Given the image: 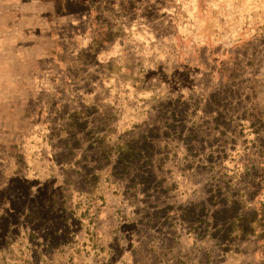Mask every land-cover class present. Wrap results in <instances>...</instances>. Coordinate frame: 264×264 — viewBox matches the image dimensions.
Returning <instances> with one entry per match:
<instances>
[{
  "label": "rangeland",
  "instance_id": "1",
  "mask_svg": "<svg viewBox=\"0 0 264 264\" xmlns=\"http://www.w3.org/2000/svg\"><path fill=\"white\" fill-rule=\"evenodd\" d=\"M0 264H264V0H0Z\"/></svg>",
  "mask_w": 264,
  "mask_h": 264
}]
</instances>
